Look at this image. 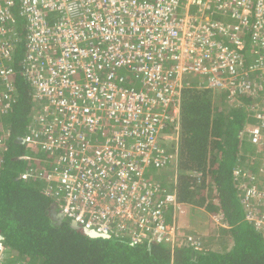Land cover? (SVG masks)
<instances>
[{
    "label": "built area",
    "instance_id": "1",
    "mask_svg": "<svg viewBox=\"0 0 264 264\" xmlns=\"http://www.w3.org/2000/svg\"><path fill=\"white\" fill-rule=\"evenodd\" d=\"M18 3L0 0V113L16 93L23 39L19 74L41 103L24 142L48 156L35 176L42 191L80 228L173 245L181 203L153 171H172L176 183L183 89L196 79L229 96L254 93L249 111L259 123L246 131L264 140V0ZM246 195L264 207L263 185ZM255 206L247 218L264 223Z\"/></svg>",
    "mask_w": 264,
    "mask_h": 264
},
{
    "label": "trees",
    "instance_id": "2",
    "mask_svg": "<svg viewBox=\"0 0 264 264\" xmlns=\"http://www.w3.org/2000/svg\"><path fill=\"white\" fill-rule=\"evenodd\" d=\"M15 2L18 7V0ZM19 35H24L22 29ZM23 50L22 39L13 61L16 93L8 112L0 113L4 264L17 260L25 264H264V223L247 218L251 205H256L257 217L264 213V207L246 195L250 186L264 185V140L254 143L246 131L259 123L249 114L254 93L229 96L224 90L196 86L199 80L185 87L177 180L175 184L162 181L163 188H175L181 203L174 244L147 239L131 244L128 235L105 240L75 232L66 218L58 224L49 214L52 201L35 177L49 168L44 162L48 156L24 142L39 127L36 119L41 103L19 74ZM262 132L264 135V128ZM235 169L240 173L235 174ZM25 172L29 174L23 176ZM192 207L201 220L184 216L194 213ZM182 228L199 237L200 247L186 242Z\"/></svg>",
    "mask_w": 264,
    "mask_h": 264
},
{
    "label": "rangeland",
    "instance_id": "3",
    "mask_svg": "<svg viewBox=\"0 0 264 264\" xmlns=\"http://www.w3.org/2000/svg\"><path fill=\"white\" fill-rule=\"evenodd\" d=\"M24 23V20L21 18V19H18V24H22L23 25ZM250 114V113H249ZM254 126V125H253ZM260 144V143H258ZM164 170V171H163ZM243 170V169H242ZM234 171H237L238 173H240V170L238 169H235ZM246 173V172H245ZM153 174L154 176L157 177L158 180L160 181H163L165 184L166 183H169L171 180V178H173L172 176L174 175V173L172 171H169V170H165V169H161V171H153ZM177 178V177H176ZM251 179H254V178H251ZM255 180V179H254ZM263 188H264V185H263ZM166 189H169L168 187ZM192 209L194 210L193 212L194 213H190L189 212H186V214L184 215L185 217H190V216H193V217H196L197 220H201V218L197 215L198 214V211H196L193 207ZM203 210V209H201ZM204 211V210H203ZM178 212V210H177ZM179 215V214H178ZM180 216H181V213H180ZM213 221L215 223H219L218 222V218H213ZM186 223H184V225L180 222V225H182L181 227L183 228H186L187 225H185ZM182 228V229H183ZM185 229H183L182 231H184ZM183 236H186V234H188L186 232V230L182 233ZM181 234V235H182ZM2 250H4V247H3V244L0 242V264H4V261L6 260V257L4 256V254H1ZM12 255H15V254H12ZM10 255V256H12ZM16 264H25V262L23 260H17L15 262Z\"/></svg>",
    "mask_w": 264,
    "mask_h": 264
},
{
    "label": "water",
    "instance_id": "4",
    "mask_svg": "<svg viewBox=\"0 0 264 264\" xmlns=\"http://www.w3.org/2000/svg\"><path fill=\"white\" fill-rule=\"evenodd\" d=\"M49 214L52 217V219L56 220V223H61L64 220V217L62 215V213L58 210H56V207L54 204H50L49 206ZM68 225L70 228H72L75 232L79 231L80 233H82L84 236H89V237H101L105 240H112V238L107 235V234H103V233H99L95 230L92 229H86V228H80L74 221H70L68 220ZM0 239H1V235H0Z\"/></svg>",
    "mask_w": 264,
    "mask_h": 264
},
{
    "label": "crops",
    "instance_id": "5",
    "mask_svg": "<svg viewBox=\"0 0 264 264\" xmlns=\"http://www.w3.org/2000/svg\"><path fill=\"white\" fill-rule=\"evenodd\" d=\"M195 81H197V80H195ZM180 126H181V124H180V122H179V134H178V141H176V145H177V149H178V152H179V139H180ZM174 142L175 141H169V143L167 144V146H173V144H174ZM164 171V170H163ZM170 171V170H169ZM172 182V181H171Z\"/></svg>",
    "mask_w": 264,
    "mask_h": 264
},
{
    "label": "clouds",
    "instance_id": "6",
    "mask_svg": "<svg viewBox=\"0 0 264 264\" xmlns=\"http://www.w3.org/2000/svg\"><path fill=\"white\" fill-rule=\"evenodd\" d=\"M52 204H54V203L52 202ZM55 207H56V206H55ZM56 210H58V209L56 208ZM58 211H59V210H58ZM2 252H3V250H2ZM2 252H1V253H2Z\"/></svg>",
    "mask_w": 264,
    "mask_h": 264
}]
</instances>
